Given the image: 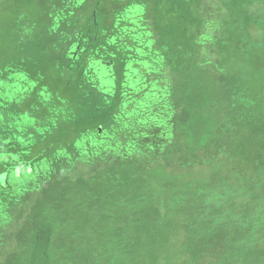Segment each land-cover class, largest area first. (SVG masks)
I'll return each instance as SVG.
<instances>
[{
	"label": "trees",
	"instance_id": "obj_1",
	"mask_svg": "<svg viewBox=\"0 0 264 264\" xmlns=\"http://www.w3.org/2000/svg\"><path fill=\"white\" fill-rule=\"evenodd\" d=\"M262 11L0 0V264H264Z\"/></svg>",
	"mask_w": 264,
	"mask_h": 264
},
{
	"label": "rangeland",
	"instance_id": "obj_2",
	"mask_svg": "<svg viewBox=\"0 0 264 264\" xmlns=\"http://www.w3.org/2000/svg\"><path fill=\"white\" fill-rule=\"evenodd\" d=\"M210 4H211V1H208L205 5H206L207 8H210V6H209ZM212 11L213 12L205 11L206 20H210L211 22H214L216 27H217V25H221V30L222 31L224 30L223 31V37L224 38L226 37L225 39L227 40V42L223 41V43L221 45V49H224L226 51V53L228 54L229 60H232V57L234 55H236V44L234 43L232 47L230 46V42L231 41L229 40V38H227V36L229 37V35L227 34V36H226V34H225V32L229 30V28L228 27H226L225 29L222 28V24L223 23L225 24V20H227V19L224 18L226 16V13L224 11H222V10L217 11L216 9L212 10ZM137 12L139 13V11H137ZM128 16H129V14H127V18H128ZM261 16H262L263 21H264V11L261 12ZM219 18H222V19H220V21H219ZM222 20H223V23L221 24ZM217 21H219L218 24L215 23ZM61 171L62 170L57 172L55 175L56 176L62 175L63 173ZM42 181H43V178H41V177L36 178V175L33 176L31 179L29 177L28 178L24 177V179L19 180L14 175L10 178V182L13 183V186L19 185L20 187L23 186V187H26L28 189L31 188L32 194L30 195V197L35 195V193L37 192V189H39L41 187ZM5 182H6V180H5ZM43 183H44V181H43ZM20 187H18V188L13 187V188L20 189ZM5 230H6V226L1 227V229H0V243H2L3 240L6 239V237H7V233H5Z\"/></svg>",
	"mask_w": 264,
	"mask_h": 264
},
{
	"label": "water",
	"instance_id": "obj_3",
	"mask_svg": "<svg viewBox=\"0 0 264 264\" xmlns=\"http://www.w3.org/2000/svg\"><path fill=\"white\" fill-rule=\"evenodd\" d=\"M101 130V129H100ZM5 175H1L0 176V181H1V183L3 184V185H5L6 184V182H5Z\"/></svg>",
	"mask_w": 264,
	"mask_h": 264
},
{
	"label": "flooded vegetation",
	"instance_id": "obj_4",
	"mask_svg": "<svg viewBox=\"0 0 264 264\" xmlns=\"http://www.w3.org/2000/svg\"><path fill=\"white\" fill-rule=\"evenodd\" d=\"M17 172H18V173H20V171H19V170H17ZM7 175H9V174H7ZM5 180H6V177H5Z\"/></svg>",
	"mask_w": 264,
	"mask_h": 264
}]
</instances>
